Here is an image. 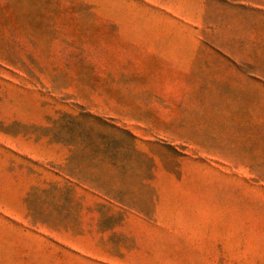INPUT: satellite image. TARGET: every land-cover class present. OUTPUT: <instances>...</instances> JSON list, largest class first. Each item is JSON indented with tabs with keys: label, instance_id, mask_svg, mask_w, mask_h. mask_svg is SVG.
Returning <instances> with one entry per match:
<instances>
[{
	"label": "rangeland",
	"instance_id": "1",
	"mask_svg": "<svg viewBox=\"0 0 264 264\" xmlns=\"http://www.w3.org/2000/svg\"><path fill=\"white\" fill-rule=\"evenodd\" d=\"M0 264H264V0H0Z\"/></svg>",
	"mask_w": 264,
	"mask_h": 264
}]
</instances>
